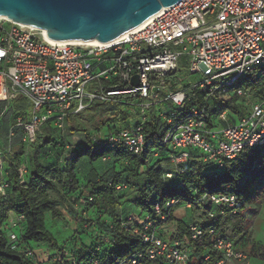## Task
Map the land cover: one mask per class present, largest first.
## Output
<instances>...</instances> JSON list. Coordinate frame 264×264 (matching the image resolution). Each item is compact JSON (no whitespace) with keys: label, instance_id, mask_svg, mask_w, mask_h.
Instances as JSON below:
<instances>
[{"label":"built area","instance_id":"built-area-1","mask_svg":"<svg viewBox=\"0 0 264 264\" xmlns=\"http://www.w3.org/2000/svg\"><path fill=\"white\" fill-rule=\"evenodd\" d=\"M263 68L264 0H178L136 32L104 47L49 40L26 25L0 19V102L30 101L31 110L17 116L10 130L19 128L27 146L45 123L61 129L69 114L92 102H122L136 107L140 115L152 105H167L159 115L168 126L162 142L169 148V161L179 165L191 150H198L203 162L219 170L225 159L235 158L244 148L264 146V99L250 101L233 122L223 101L218 102L216 117L223 124L217 126H208L202 118L204 106L193 105L186 114L180 109L196 92L202 94L203 104L215 96H247L240 86L242 77ZM180 71L188 73L186 85L170 89L171 76ZM133 75L137 86L131 85ZM104 137L110 147L122 146L135 155L145 148L140 124L111 129ZM8 153L0 149V174ZM19 173L25 182L27 169L20 165ZM8 187L1 179L0 189ZM204 199L210 203L206 219L188 224V240L161 234L160 221L180 204L176 199L155 203L152 211L139 208L137 215L121 214L120 231L138 238L144 248L116 264H141L142 257L154 264H248L232 237L213 224L215 217L235 213L242 200L234 192L206 193L197 201ZM183 205L191 207L190 202ZM23 220L22 214H9V243L34 258L35 250L23 249L18 242Z\"/></svg>","mask_w":264,"mask_h":264},{"label":"trees","instance_id":"trees-1","mask_svg":"<svg viewBox=\"0 0 264 264\" xmlns=\"http://www.w3.org/2000/svg\"><path fill=\"white\" fill-rule=\"evenodd\" d=\"M240 86L246 89L247 93L251 91L255 101L264 99V68L246 73L240 81ZM238 97L240 96H215L209 103L203 104L202 94L196 92L192 101H186L180 111L186 114L193 105L199 109L204 106L202 118L208 126H217L222 122L217 120L216 104L223 101L224 108L237 112ZM127 99L129 98L126 97ZM93 103L89 105L90 109L100 108V105L106 102ZM114 103L128 105L122 102ZM167 108V105L163 108L161 105H152L143 115L133 120V125L124 126H142L146 143L139 155L132 154L122 146L110 147L105 137L97 143L93 136L95 134L88 132L85 127L79 130L70 125L75 117L73 114L66 117L63 128L58 129L48 122L37 132L36 140L31 143L34 146L27 158L28 173L25 182H21L19 173L22 152L5 155L3 161L7 165L2 179H6L9 187L4 191L0 189V264H37L33 262L34 258L27 257L22 250L11 248L8 238V219L11 212L24 216L19 225L20 229H17L18 242L23 245V249L36 251L37 248L46 247L49 253L54 255V264H93L94 259H97L99 264H116L117 261L127 260L132 254L142 252L144 248L138 238L131 237L119 229L123 205L120 195L122 189H116L119 184L127 185L131 194L128 201L144 211H152L155 203L176 199L180 204L190 202L189 209L198 212L204 220L210 203L207 199L197 201L198 198L211 192H234L242 200V205L235 213H226L213 219V224L221 230L223 221L230 215L237 214L245 202L264 194V146L244 148L235 158L225 159L223 167L219 170L203 162L202 154L198 150H191L187 161L179 165L172 164L168 159L169 148L162 142L168 126L159 115L160 112L167 111ZM102 112L103 110L100 114ZM119 113L118 116L110 113L111 117L96 126L108 124L112 119L125 120L126 113L122 110ZM19 115L14 114L13 117ZM43 127L57 132L68 127L73 134L82 137V142L67 150L65 156L58 155L57 152L60 153L62 148H55L57 138L48 133L43 134ZM121 127L111 126L109 130ZM43 148L47 154L53 149L57 150L53 164L43 165L38 161V150ZM107 157L115 161L112 166H115L114 169L111 165L103 164V158ZM163 161L167 163L164 166L161 165ZM118 165L122 169L121 173L117 171ZM168 172L172 177L165 176ZM124 174L128 176L124 177ZM120 176L123 181L119 180ZM85 191L86 196H83ZM50 192L58 193V198L50 197ZM68 197L83 200L75 209H82L84 214L91 211L98 217L101 216L95 227L102 238L100 241H92L90 247L74 244V247L71 245L69 250H66L64 246L58 245L45 226L46 213L53 219L65 221L60 206ZM68 214L70 217H78L74 208L70 209ZM79 223L82 225V222ZM160 224L161 234L165 238L189 239L188 224L176 217L173 211L161 220ZM197 248L200 249L198 246ZM140 263L154 264L145 257H142Z\"/></svg>","mask_w":264,"mask_h":264},{"label":"water","instance_id":"water-1","mask_svg":"<svg viewBox=\"0 0 264 264\" xmlns=\"http://www.w3.org/2000/svg\"><path fill=\"white\" fill-rule=\"evenodd\" d=\"M178 0H0V16L56 41L110 42ZM137 86V75L131 78Z\"/></svg>","mask_w":264,"mask_h":264},{"label":"rangeland","instance_id":"rangeland-1","mask_svg":"<svg viewBox=\"0 0 264 264\" xmlns=\"http://www.w3.org/2000/svg\"><path fill=\"white\" fill-rule=\"evenodd\" d=\"M184 61L185 58H182L181 64H183ZM177 74L180 77H187L188 75L186 71H180ZM260 82L261 79L259 83ZM247 94H248L247 96H240L237 98V112L229 111L228 113L229 119H233V117H235L236 115L237 117L243 115L247 111V106L249 105V102L255 101L253 99V94L251 91H249V93ZM20 102L22 103L21 105H19ZM20 102L17 101L15 102L16 107L18 109L23 108V109H29V111L31 110V103L28 99L22 98ZM94 103L97 104L96 102ZM100 106L101 107L97 109H90L89 106H87L86 109L78 113H74L73 115L75 117L70 125L76 129L78 128L79 130H81L80 128L85 127V129L88 132L95 134V135L92 134L93 136H95V138L97 139L99 138L101 140L104 137V135L107 133V131H109V127L111 126L121 127L127 123L131 124L130 120L136 119V117L138 118V116H140V113L138 112L139 110H136L130 105L118 104L114 102H106V103H102ZM161 108H163V106H161ZM101 110H103V112L100 114ZM120 110L126 113L127 117L125 120L112 119L109 121L108 124H102L101 126H96L99 122L105 121L108 117H111L110 113H115V115L118 116V114H120L119 113ZM102 114L104 116H102ZM67 128H65L61 132H57L54 130L51 131V129L47 127H43V131H42L43 134L48 133L54 136L55 138H57L58 141L57 143H55V148L56 149L62 148L60 149L61 150L60 153L57 152L58 155L60 154L62 156H65L66 151L71 149V147L70 148L69 146L66 147V145L70 143L71 146L73 145L72 142L77 143V139H73V140L71 139V137L76 134H73L72 131L68 130ZM39 130H41V128ZM26 147L27 148L21 146L17 150L18 152H20L21 149L23 150L22 153L24 154V159L22 160V163H24V165H27L26 155L27 152L30 151V146H26ZM56 149L51 150V152H48L47 155H50L49 153H53V155L56 154L55 153V151H57ZM25 150L27 152H25ZM109 157L105 158L102 161L103 164H105L106 166L111 165L112 167L113 164H115V161H113V159ZM165 164L167 163L164 161L161 163L162 166H164ZM119 166L120 165H118V167L116 168L117 171L121 173L122 169ZM114 168L115 166L112 167V169ZM2 173H3V167H2ZM126 176H128V174H124V177ZM119 180L123 181L124 179H122L120 176ZM127 188H128L127 185L126 186L124 185V188L120 191L121 202L123 204L122 214L127 215L128 213H130L133 215H137L139 207L131 204V202L128 201L131 194L129 189ZM86 192L87 191H85L83 196H86ZM49 195L52 198H58V193L50 192ZM82 201L83 200L79 201L78 199H74V198L72 199L71 197H68V200H66L65 203L62 204V206H60V210L63 213L65 221L59 219H53L49 213L45 214L46 228L51 232L53 237L56 239L58 245L64 246L66 250H69L68 248L71 245L74 247V244L90 247L92 241H100V239L102 238L100 235H98L101 233L95 227V223L99 222L101 216L98 217L97 214H94L91 211L89 212L87 211L86 214H84L83 213L84 211L82 209H78V210L75 209L76 206L79 207V205L82 204L81 203ZM72 208H74V210L77 211L76 215H78V217L74 218L69 216L68 213ZM191 213L192 211L189 208L185 207L183 204H179L173 209V214L176 217L181 218L183 220H186L188 215L192 219ZM198 214L199 213L196 212V215ZM79 222H82L81 223L82 225H79L80 224ZM225 230L229 232L228 227H225ZM106 237L108 238L109 236L106 235ZM35 252L36 253L33 262L37 264H54L55 262L54 255L50 254L46 247L37 248Z\"/></svg>","mask_w":264,"mask_h":264},{"label":"crops","instance_id":"crops-1","mask_svg":"<svg viewBox=\"0 0 264 264\" xmlns=\"http://www.w3.org/2000/svg\"><path fill=\"white\" fill-rule=\"evenodd\" d=\"M186 80V77H180L178 76V74H175L171 76V83L169 84V88L176 89L182 87V84L186 85ZM20 100H22V98L0 102V112H2V114H0V149H9L10 153H15L21 146L27 148V145H24L21 142V130L19 128H14L13 131L10 132L15 120L13 115H19L21 113L29 111V109H18L16 107L15 102H20ZM21 104L22 103L20 102L19 105ZM237 118L238 117L236 115L235 117H233V119H229V121L233 122ZM133 120L134 119L130 120L131 124L129 125L134 124ZM124 126H126V124ZM71 139H77V143L72 142L73 145L70 146V143L66 145V147L69 146V148L71 147V149L82 142L81 136H72ZM28 146H30L31 151L32 146L34 145L31 144ZM22 151L23 150L21 149L20 152ZM30 151L27 152L25 150V152H27L26 159L28 158V154L30 153ZM38 152V161L41 164L51 165L54 163V160L56 158L55 154L53 155V153H50V155H47L44 148L42 150H38ZM23 159L24 154L22 153L19 162L21 166L27 169L28 173V166L22 163ZM6 165V162H3V172L6 168ZM26 175L24 176V178H26ZM2 177L3 173L0 174V180L2 179ZM191 216L192 219L188 215L186 220H182L186 222V224H189L191 222L205 221L199 214L196 215V212L192 211ZM225 227L229 228V232L225 230ZM221 228L232 237L235 243V247L238 250L246 253L248 264H264V194L256 199H251L245 202L244 207L237 214L230 215L228 219H225L223 221ZM232 264H245V262L236 261Z\"/></svg>","mask_w":264,"mask_h":264},{"label":"bare ground","instance_id":"bare-ground-1","mask_svg":"<svg viewBox=\"0 0 264 264\" xmlns=\"http://www.w3.org/2000/svg\"><path fill=\"white\" fill-rule=\"evenodd\" d=\"M165 8L166 7H162L159 11H157L155 14L149 16L141 24H139L138 26H136V27H134V28H132V29L124 32L123 34H121L120 36H118L115 39L111 40L110 42L103 43V42H99L96 39H91V40H87V41L70 39V40H64V41H59V42H71V43H75V44H83V45H88V46H101V47L109 46V45H112L114 43L119 42L120 40H122L123 38H125L128 34L134 33L137 30H139L140 28H142L143 26H145L155 15L159 14L160 12H162ZM0 19H5V20H8V21H11L8 18H6L5 16H0ZM21 25H23V24H21ZM28 27H30L33 30H36V31L40 32L41 34H43V36L46 39L53 40V39H51V38H49L47 36V33H46L45 30L39 29V28H35V27H31V26H28Z\"/></svg>","mask_w":264,"mask_h":264}]
</instances>
